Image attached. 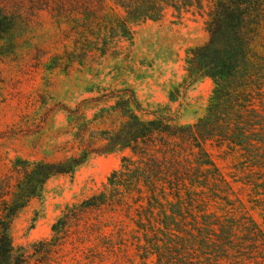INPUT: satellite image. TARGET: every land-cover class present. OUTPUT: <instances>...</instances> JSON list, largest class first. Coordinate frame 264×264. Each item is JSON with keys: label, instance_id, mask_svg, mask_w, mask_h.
<instances>
[{"label": "trees", "instance_id": "obj_1", "mask_svg": "<svg viewBox=\"0 0 264 264\" xmlns=\"http://www.w3.org/2000/svg\"><path fill=\"white\" fill-rule=\"evenodd\" d=\"M32 1L67 27L84 58L106 55L115 38L132 40L133 25L168 13L207 15L208 40L189 50L181 86L210 79L213 88L194 124L143 120L129 107L134 97L122 98L116 107L125 105L126 120L101 132L99 148L59 162L16 158L0 175V264H47L72 235L106 241L99 254L115 264H264V0ZM22 22L0 6V42ZM209 145L237 159L233 173L221 170ZM126 151L98 194L66 208L51 239L30 255L15 248L14 220L50 179L73 175L93 154ZM122 215L134 222L131 232Z\"/></svg>", "mask_w": 264, "mask_h": 264}, {"label": "rangeland", "instance_id": "obj_2", "mask_svg": "<svg viewBox=\"0 0 264 264\" xmlns=\"http://www.w3.org/2000/svg\"><path fill=\"white\" fill-rule=\"evenodd\" d=\"M0 6L23 20L12 40L0 42V175L16 158L59 162L99 148L101 132L118 130L126 120L124 104L116 107L122 98L134 97L129 107L143 120L163 117L189 125L204 115L212 81L181 84L189 50L208 40L207 15L168 13L133 25L132 40L115 38L106 55L92 51L84 58L67 27L49 11L35 9L32 0H0ZM177 88L180 97L172 101ZM208 150L224 173L234 172L237 159L226 149L209 145ZM128 154H93L73 175L50 179L43 195L14 220L15 248L30 255L38 242L51 239L66 208L98 194ZM252 214L261 220L258 212ZM123 219L129 232L135 229ZM66 238L47 264H115L99 254L106 241Z\"/></svg>", "mask_w": 264, "mask_h": 264}]
</instances>
